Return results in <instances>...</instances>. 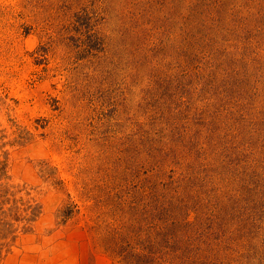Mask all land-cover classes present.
<instances>
[{
  "label": "rangeland",
  "instance_id": "obj_1",
  "mask_svg": "<svg viewBox=\"0 0 264 264\" xmlns=\"http://www.w3.org/2000/svg\"><path fill=\"white\" fill-rule=\"evenodd\" d=\"M0 264H264V0H0Z\"/></svg>",
  "mask_w": 264,
  "mask_h": 264
}]
</instances>
